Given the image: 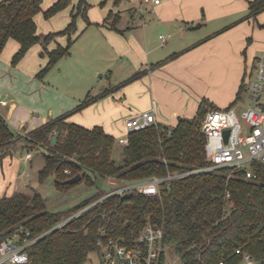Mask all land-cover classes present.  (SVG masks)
I'll use <instances>...</instances> for the list:
<instances>
[{
    "label": "trees",
    "instance_id": "1",
    "mask_svg": "<svg viewBox=\"0 0 264 264\" xmlns=\"http://www.w3.org/2000/svg\"><path fill=\"white\" fill-rule=\"evenodd\" d=\"M42 2L0 0V53L10 37L17 39L21 46L12 58L16 64L33 44L41 42L47 46L56 36L68 34L66 46L59 44L48 51L49 61L43 69L46 72L70 52L73 42L70 34L77 30V16L83 15L88 24L92 22L88 18L90 4L80 0L67 27L38 33L34 16L42 9ZM70 2L57 0L45 11V16L51 17ZM119 2L115 0V4ZM263 10L264 0H249V17L256 18ZM119 16L111 10L103 24L115 27ZM251 70L245 72L234 102L227 107L237 104L248 92L247 77ZM99 97L87 94L74 108L30 131L27 140L40 143L49 151L39 170L41 182L54 176L57 189L67 191L82 181L93 185L98 177L131 180L191 172L173 179L169 188L163 182L161 195L147 196L134 189L105 196L114 187L110 190L98 187L90 196L60 210H50L38 190L1 196V235L8 236L22 227L33 237L40 236L29 248L28 264H85L92 251L99 253L97 241L103 232L130 241L148 222L164 227L169 254L180 257L185 264H238L243 259L238 249L264 264V163L253 161L257 175L252 178L244 170L231 172L230 167L203 169L212 161L206 155L207 137L202 124L209 109L220 107L204 97L193 117H180L176 125L158 122L132 131L118 163L113 156L117 141L113 134L102 125L86 127L69 120L71 114ZM57 132V142L53 144L52 137ZM16 138V131L0 112V155L8 151ZM66 168L72 172L66 173ZM77 173L82 174L80 181L66 182ZM79 211L62 227L54 228Z\"/></svg>",
    "mask_w": 264,
    "mask_h": 264
},
{
    "label": "crops",
    "instance_id": "2",
    "mask_svg": "<svg viewBox=\"0 0 264 264\" xmlns=\"http://www.w3.org/2000/svg\"><path fill=\"white\" fill-rule=\"evenodd\" d=\"M56 1L43 0L35 14L38 33L67 27L80 0L46 17ZM122 1L90 5L92 24L79 14L70 52L46 72L48 51L66 46L68 34L47 46L33 44L16 64L12 58L21 44L8 39L0 53V112L15 131L34 129L74 108L87 94L100 97L69 120L102 125L118 140L126 134V119L147 109L155 111L159 122L176 125L180 117L195 116L204 97L220 108L234 102L245 72L264 51V10L249 17V0H163L157 6L127 0L120 8ZM111 10L120 14L115 27L103 24ZM236 13L245 15L231 23ZM104 75L108 85L94 91ZM45 162L44 157L36 161L22 142L10 146L0 155V197L39 191Z\"/></svg>",
    "mask_w": 264,
    "mask_h": 264
},
{
    "label": "built area",
    "instance_id": "3",
    "mask_svg": "<svg viewBox=\"0 0 264 264\" xmlns=\"http://www.w3.org/2000/svg\"><path fill=\"white\" fill-rule=\"evenodd\" d=\"M152 6L160 5L163 0H142ZM163 40L166 37L163 35ZM247 77L248 94L253 102L246 109H238L237 105L217 109H209L205 115L202 130L207 141L205 151L208 159L212 161L203 169H216L230 167L234 170H244L247 177H256L252 168L253 161L264 163V51L258 55ZM159 121L153 109L144 110L131 115L126 119V134L119 138L123 144L128 143L129 134ZM229 130L227 140L225 130ZM32 153H28V156ZM66 173L71 169L66 168ZM186 172H169L165 176L151 175L149 177L120 180L110 176V183L116 185L105 196L112 194H125L131 190H138L147 196L161 195V185L167 182L169 188L172 180L188 175ZM104 196V197H105ZM92 205H95L98 201ZM82 211V210H81ZM81 211L58 222L54 228L62 227L72 217ZM224 211H228L225 206ZM40 236H32L30 231L19 228L8 236L0 233V264H28L29 248ZM99 256L103 264H165L166 241L165 229L162 225L148 222L138 233H134L130 241L125 237L116 238L103 235L97 241ZM243 254V259L238 264H254L257 261L247 252L238 249ZM224 264V262H220Z\"/></svg>",
    "mask_w": 264,
    "mask_h": 264
},
{
    "label": "rangeland",
    "instance_id": "4",
    "mask_svg": "<svg viewBox=\"0 0 264 264\" xmlns=\"http://www.w3.org/2000/svg\"><path fill=\"white\" fill-rule=\"evenodd\" d=\"M104 0H88V2L91 5V8L96 7H102L105 6L107 3H110L111 0H107L106 4L103 3ZM140 0H132L131 4L138 6ZM103 3V4H102ZM128 5L127 0H123L120 4V8H124ZM81 10V6L79 7V11ZM248 11H245L247 13ZM245 13L243 15H245ZM116 14V11H115ZM241 15V16H243ZM240 16V17H241ZM237 13L234 14L231 18L232 21L231 23L238 20L240 18ZM70 34V33H69ZM72 33L70 34V36ZM250 41V38L247 39ZM261 52V51H260ZM263 52V51H262ZM261 52V53H262ZM258 53V54H261ZM252 68V67H251ZM250 70V69H249ZM104 81L98 83L96 87L94 88V91H99L103 88L104 84L108 85V79L107 76L104 75ZM253 100L249 96L248 92L245 93L241 100L238 102V109H246L248 106L252 104ZM31 131V130H30ZM30 131H27L25 129H22L20 131H16V140L14 141L13 144L16 142H22L26 146L30 148V150L35 153L36 161L41 160L43 157L45 158V154H48V148L43 147L40 145V143H30L27 138L30 135ZM122 148H123V143H121L118 139L115 144L113 156L116 159L118 163H121L122 161ZM66 172V171H65ZM116 185L112 184L109 182L108 179H103L98 177L96 180V183L93 185L87 184L85 181H82L73 187H71L67 191H60L57 189L55 185V179L54 176H50L47 178L45 181L41 182L39 185V191L43 194V196L46 198L47 206L50 210H60L64 209L67 207H70L74 205L75 203L79 202L80 200L90 196L93 194L98 187L105 188L106 190H110ZM85 264H103L100 260L99 253L97 251H92L89 255L88 260L85 262Z\"/></svg>",
    "mask_w": 264,
    "mask_h": 264
},
{
    "label": "water",
    "instance_id": "5",
    "mask_svg": "<svg viewBox=\"0 0 264 264\" xmlns=\"http://www.w3.org/2000/svg\"><path fill=\"white\" fill-rule=\"evenodd\" d=\"M225 134V138L227 140L228 134H229V130H225L224 132ZM57 138H58V132L55 133L52 137V142L53 144H55L57 142ZM82 178V174L81 173H77L74 176L69 177L66 182L68 183H76L78 181H80ZM165 264H185V262L180 258V257H176L175 255H170L168 250L166 249V263ZM254 264H261L259 262L254 263Z\"/></svg>",
    "mask_w": 264,
    "mask_h": 264
}]
</instances>
